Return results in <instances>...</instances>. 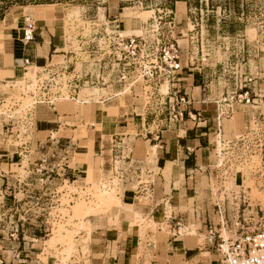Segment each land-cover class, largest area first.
<instances>
[{"label": "crops", "instance_id": "1", "mask_svg": "<svg viewBox=\"0 0 264 264\" xmlns=\"http://www.w3.org/2000/svg\"><path fill=\"white\" fill-rule=\"evenodd\" d=\"M43 6L46 5L19 7L33 13L27 17L18 15L10 25L6 24L5 16L0 19L3 26L0 28V86L20 79L33 66L41 72L52 70L66 75L76 87L80 83L94 84L99 77L103 81L99 90H104L106 95H100L98 101L83 99L79 105L35 108L30 114L31 121L23 126L26 129L23 137L31 135L32 138L19 140L17 146L8 141L19 126L12 119L1 121L0 203L10 204L8 191L17 182L27 181L28 176L21 178L15 171L21 166L22 158L31 156L33 150L35 167L45 169L48 165L55 170L50 169L52 174L46 180L47 196L64 183L77 184L83 191L97 174L118 181L120 206L85 216L84 227H78L73 237L75 241L88 240L89 264H217L218 255L209 233L215 235L221 231V224L233 225L247 209H241L240 213L235 207H226L217 197L213 199L209 171L211 146L217 139L216 116L220 114L223 142H233L236 136L250 129L251 123L264 133V63L258 61L255 72H250L245 79L243 87L251 90L253 99L249 105L221 104L217 95L202 94L203 75L197 76L191 73L192 69L181 66L168 83L165 97L172 101L171 95L176 92L184 97L185 103L180 105L184 110L182 118L168 122V113H165L162 120L153 119L152 112L138 107L139 99L132 90L129 89L130 95H125L123 85L110 81L108 77L112 73L106 75L101 65L92 62L82 65L80 73L76 71L75 57L62 46L61 19L46 21L44 17L50 20L46 11L38 10ZM107 18V26L116 33L132 30L129 19L121 18L119 12L109 13ZM26 20L32 22L33 28V41L29 43L23 40ZM88 93V89L77 90V99ZM7 96L8 92L0 90V106ZM85 120L89 126L84 125ZM72 149H77L72 161L54 167V157L69 155ZM49 156L52 162L45 160ZM75 158L78 161H73ZM115 163L119 164L118 170ZM261 164L264 171L263 159ZM230 179L232 187L238 188L234 195H238L241 206L248 207L250 191L244 187L243 173L236 171ZM217 181L220 183V176ZM136 213L154 226L144 239L140 238L137 225H132ZM72 223L79 225V220L73 219ZM20 226L17 243L5 237L0 239L3 264H43L38 258L50 240L45 238L51 234H41L49 229H32L33 233H29L25 224ZM184 229H194L195 235L182 234ZM200 236L204 237L202 244ZM52 258L49 255L45 264L53 263Z\"/></svg>", "mask_w": 264, "mask_h": 264}, {"label": "rangeland", "instance_id": "2", "mask_svg": "<svg viewBox=\"0 0 264 264\" xmlns=\"http://www.w3.org/2000/svg\"><path fill=\"white\" fill-rule=\"evenodd\" d=\"M39 5H46L38 9L46 11L47 17L50 18L48 20L44 17L46 21L61 19L59 23L62 31V46L65 51L75 57L76 71L80 73L82 65L87 66L93 62L101 65L106 75L112 73L108 78L110 81L115 80L116 83L119 80V69L115 65L116 57L113 54L109 55V49H112L111 41L117 34L126 38L144 37L149 33L151 35L152 31L166 35L167 31H172V38L180 52V66H187L192 69L191 73L197 76L203 75L202 94L217 95L221 104H228L229 98L239 92L249 73L255 72L258 61L264 63V0H0V19L5 16L6 24L10 25L12 19L15 20L18 15L23 14L27 17L33 13V10L26 12L19 7ZM115 12L121 13V18L129 19L133 26L131 31L116 33L114 28L107 26L108 14ZM2 27L0 25V28ZM41 71L29 66L24 74H21L20 79L6 82L5 87L0 86V90L8 92L9 95L0 106L2 115L0 123L12 119L19 126L13 130V137L8 141L12 145L17 146L19 140L23 142L32 138L29 134L27 138L23 137H26L23 132L26 129L23 126L31 121L30 114L35 108L47 106H33L29 96L31 88L26 85L27 81L34 82ZM65 76L63 75L57 82L64 83L68 79ZM130 76L136 77L135 74ZM41 77L47 76L42 75L41 72ZM108 80L105 79V81ZM101 81L98 77L94 84H78L77 90L88 89L90 93L81 95L76 101H58L55 105H79L83 99L98 101L100 95H106L104 90H99L102 88ZM166 83L159 82L153 85L138 78L137 83L131 88L132 93L139 99L138 107L142 111L152 112L153 119L162 120V116L167 113L165 109L168 104L165 96L169 85L167 83V86ZM162 84H165L167 88L164 85L161 88ZM131 90L122 87V91L126 92L125 95H130ZM168 122H170L169 118ZM89 124L85 120L84 125L89 126ZM250 127L256 128L252 123ZM82 129L85 128L82 127ZM15 134L19 136L16 138ZM76 151L77 149H72L70 156H55L54 167L56 164L61 163L59 165L61 166L65 161H72L71 158ZM219 151H222V155L217 158L216 154ZM33 152L32 150L31 156L22 158L21 166L15 171L21 178L28 176L27 181L17 182V186H12L8 191L11 192L10 195L8 194L10 204L0 203L2 206L0 225L4 226V230L0 226V239L5 237L17 243L20 238V223L26 225L29 233H33L32 229L48 228L49 230L41 234L42 236L51 234L50 237L45 238L50 240L44 244L43 254L38 258L41 263L45 264L47 257L51 255L53 263L50 264H89L86 260L88 240L75 241L73 237L79 228L84 227L82 218L85 216L110 210L114 207V204L109 203L111 200L120 206V200L117 197L118 181L115 178L108 180V177L97 174L88 186L85 185L83 191L77 184L69 186L64 183L63 186H58L53 194L47 196L49 184L46 180L52 174L50 169L53 168L48 165L45 169L35 167ZM211 153L212 162L209 173L212 179L213 199L217 197L226 207L228 206L229 209L235 207L240 213L241 209H247L243 217H263L262 222H264V182L262 181L264 171L260 155L255 153L238 164L234 163L233 160L240 154L225 149L218 139L214 140ZM113 156H115L114 153ZM49 157L45 160L52 162L50 160L52 157ZM73 161L78 159L75 158ZM218 164L220 167L217 168ZM115 166V170H118L119 164L115 163ZM236 171L243 173L244 187H248L250 191L247 194L248 207L241 206L238 195H234L237 194L238 188L232 187L230 178ZM40 174L43 175L39 176ZM219 176L220 183L217 181ZM40 178L43 181H40ZM110 181H112L111 184ZM107 188L110 192L102 195L101 191ZM73 194L76 195L71 196ZM135 217L132 225H137L139 236L144 239L146 232L153 230L154 226L147 219L139 216V213H136ZM73 219H78L79 225H74ZM16 225L18 237L14 235L16 238L12 240L9 235L14 234L12 227L16 228ZM194 232V229L181 231L182 234L187 235H195ZM221 235L228 238L232 234L225 229L221 230ZM203 242L204 237L200 236V243ZM214 251L219 259L217 264H223L219 253Z\"/></svg>", "mask_w": 264, "mask_h": 264}, {"label": "built area", "instance_id": "3", "mask_svg": "<svg viewBox=\"0 0 264 264\" xmlns=\"http://www.w3.org/2000/svg\"><path fill=\"white\" fill-rule=\"evenodd\" d=\"M27 21V20H26ZM172 21V18H170ZM171 24V22H169ZM172 30V29H171ZM172 31H167L166 35L155 33L151 35L131 36L122 38L119 34L115 35L111 41L112 49H109V55L116 57L115 65L117 66L119 80L124 87L131 89L137 83L138 78L146 83L153 85L159 82L170 83L173 81L175 74L181 69L180 52L177 43L172 38ZM23 40L25 43L33 41L32 22L27 21L26 29L23 30ZM27 63V61H25ZM136 75L130 76V75ZM42 75L46 78L36 76L34 82L27 81L26 85L30 87L29 96L32 105L54 106L58 101H75L77 99L76 85L71 80L66 79L64 83L57 82L61 80L63 74L45 70ZM103 82V81H101ZM251 90L246 87H240L238 93H234L228 100V104L240 103L253 104L250 97ZM172 101L166 99L170 122H175L182 118L184 110L180 109V105L185 103L184 97H180L179 93L171 95ZM216 109L219 106L216 103ZM162 112V111H161ZM0 116H2L0 114ZM217 134L216 137L221 146L227 150L238 152L240 155L236 157L234 163L246 160L249 156L258 153L261 160H264V133L255 124L242 135L238 136L233 142H223L220 140L221 125L220 114H217ZM223 143V144H222ZM222 150V149H221ZM222 151L216 154L220 158ZM232 158V157H230ZM220 167V165H216ZM218 214L221 215L220 208H217ZM263 217H238L236 222L229 225H220V230L228 229L231 237L225 238L221 235V231L215 235L209 233L208 237L213 245V249L221 256L223 264H264V222ZM4 230V226L0 225ZM12 227L14 234H10L9 238L15 240L18 237V226ZM11 229V230H12ZM14 235L16 236L14 238ZM18 239V238H17ZM0 264L3 260L0 258Z\"/></svg>", "mask_w": 264, "mask_h": 264}, {"label": "bare ground", "instance_id": "4", "mask_svg": "<svg viewBox=\"0 0 264 264\" xmlns=\"http://www.w3.org/2000/svg\"><path fill=\"white\" fill-rule=\"evenodd\" d=\"M166 85H167V83H166ZM166 85L164 84V86L166 87ZM168 86V85H167ZM167 88V87H166ZM166 88L164 89V87H163V89L164 90H166ZM110 192V190H109V188H107V190H103V191H101V194L102 195H105V194H107V193H109ZM106 201V200H105ZM109 203H112V204H114V207H118V204H116V203H114V201H109ZM186 231H187V229H185ZM188 233H189V231H188ZM191 233H192V231H191ZM195 233V232H194ZM226 234V233H225Z\"/></svg>", "mask_w": 264, "mask_h": 264}]
</instances>
